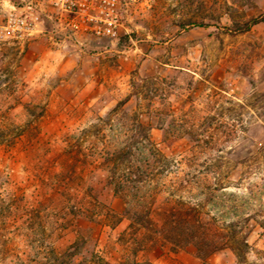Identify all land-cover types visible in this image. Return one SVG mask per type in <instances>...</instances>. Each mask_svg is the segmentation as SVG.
I'll return each mask as SVG.
<instances>
[{"label":"rangeland","instance_id":"rangeland-1","mask_svg":"<svg viewBox=\"0 0 264 264\" xmlns=\"http://www.w3.org/2000/svg\"><path fill=\"white\" fill-rule=\"evenodd\" d=\"M262 11L264 0H121L116 36L75 33L48 20L31 39L0 42V264H264L259 117L244 110V129L218 146L246 155L231 174L244 177L251 214L244 257L226 246L201 258L191 245L174 248L136 229L107 181L112 163L105 159L120 115L111 109L132 93L133 80L155 82L145 97L142 91L126 101L127 119L143 104L140 117L152 123L150 136L167 154L186 148L185 138L166 142L164 128L192 104L199 116L211 114L230 98L244 102L264 90V21L241 33L228 29ZM110 208L114 215L106 216Z\"/></svg>","mask_w":264,"mask_h":264},{"label":"trees","instance_id":"trees-1","mask_svg":"<svg viewBox=\"0 0 264 264\" xmlns=\"http://www.w3.org/2000/svg\"><path fill=\"white\" fill-rule=\"evenodd\" d=\"M262 21L264 11L235 20L233 26L227 28L241 33ZM191 23L207 25L203 20ZM152 81V77L133 80L132 93L111 109L120 115L116 119L111 150L105 156L106 161L112 163L107 169L108 183L123 199L126 204L124 213L131 217L136 229L146 228L174 248L191 245L201 258L226 246L237 256L244 257L248 245L244 222L251 214L245 212L248 198L246 186L241 187L244 177L231 174L246 161V155L235 150L226 154L218 146L244 129L245 124L239 120V114L244 110L259 117L264 126V90L253 91L252 99L244 102L230 98L228 106L221 105L211 114L207 112L199 116L197 111L200 108L193 104L184 112L180 107L184 116L166 124L164 140L173 143L185 138L187 145L180 153L167 154L150 136L152 123L140 117L139 109H143V104H138V110L129 117L130 121L124 107L132 94L139 97L145 91L142 95L145 97L152 92L149 86ZM224 111L229 113L230 119L217 118V114L222 115ZM190 112L192 114L185 117ZM213 147L216 150L211 151ZM258 151L252 157L255 160ZM161 192L165 193V202L161 210L156 211L154 203ZM214 208L220 211L218 215L210 214L209 210ZM105 215L113 216L114 210L107 209ZM98 219H103L102 214ZM57 253L55 257L59 258ZM73 253L70 252L71 256Z\"/></svg>","mask_w":264,"mask_h":264},{"label":"built area","instance_id":"built-area-1","mask_svg":"<svg viewBox=\"0 0 264 264\" xmlns=\"http://www.w3.org/2000/svg\"><path fill=\"white\" fill-rule=\"evenodd\" d=\"M2 7L0 42L31 39L48 20L50 25L57 20L72 32L95 36H116L122 24L121 0H6Z\"/></svg>","mask_w":264,"mask_h":264}]
</instances>
